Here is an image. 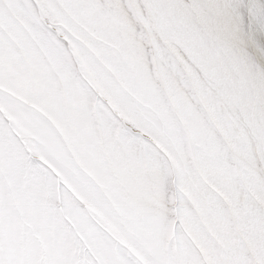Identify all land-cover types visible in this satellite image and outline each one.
<instances>
[{"label": "snow or ice", "instance_id": "1", "mask_svg": "<svg viewBox=\"0 0 264 264\" xmlns=\"http://www.w3.org/2000/svg\"><path fill=\"white\" fill-rule=\"evenodd\" d=\"M0 264H264V0H0Z\"/></svg>", "mask_w": 264, "mask_h": 264}]
</instances>
